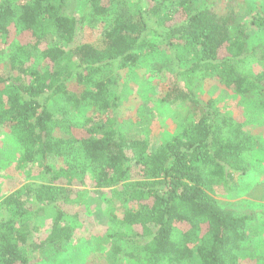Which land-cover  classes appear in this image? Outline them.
<instances>
[{
  "label": "trees",
  "instance_id": "1",
  "mask_svg": "<svg viewBox=\"0 0 264 264\" xmlns=\"http://www.w3.org/2000/svg\"><path fill=\"white\" fill-rule=\"evenodd\" d=\"M231 1L83 0L76 12L71 0H0V134L16 139L21 163L39 161L50 175L2 201L0 264H30L33 253L60 250L72 238L64 218L83 194L75 178L82 186L88 173L92 187L112 189L121 205L112 220L126 247L113 246L115 264L255 258L241 248L255 214L220 206L214 192L221 184L233 190V177L250 170L261 138L246 126L257 116L245 111L248 123L241 121L200 93L216 79L264 110V47L249 46L253 33L264 35V10L247 19ZM86 25L101 29L100 46L77 41ZM157 52L163 59L151 69L170 75L162 102L185 101L187 114L183 131L150 151L117 119V79ZM46 209L53 219L38 232Z\"/></svg>",
  "mask_w": 264,
  "mask_h": 264
},
{
  "label": "rangeland",
  "instance_id": "2",
  "mask_svg": "<svg viewBox=\"0 0 264 264\" xmlns=\"http://www.w3.org/2000/svg\"><path fill=\"white\" fill-rule=\"evenodd\" d=\"M82 1L71 0V8L78 12ZM230 5V8L238 5L247 19L264 10V0H232ZM225 10L226 4L222 2L221 11ZM101 39L100 28H89L86 25L83 35H79L77 41L100 46ZM257 45L264 47V35L261 32L253 33L249 40L250 47ZM154 58L162 60L163 53L157 52L155 56L145 54L136 67L119 71L117 79V93L120 95L117 119L124 129L144 136L150 151L180 134L187 114L185 101L172 99L162 102L169 89L170 75L165 71L151 69L156 61ZM260 67L264 68V62ZM200 93L216 99V104L222 110L230 111L241 121L248 123V119L244 117L245 111L251 115L248 117L257 116L255 124L246 126L252 134L261 138V146L252 152L250 170L233 177V190L223 184L217 185L214 197L222 207L247 210L255 214L248 240L241 244V248L246 254L254 255V259H246L249 264H264V110L257 104V99L247 104L244 101L241 103L239 96L225 90L216 79L206 82ZM92 112L93 110H85L81 115L89 116ZM20 159L18 142L5 130L0 134V219L6 217L2 201L7 195L26 184L50 181V175L44 173L39 161L21 163ZM45 164L56 168V159L49 158ZM78 181L75 178L73 188L81 189L83 194L78 203L67 208L69 214L64 218V222L74 228L72 238L60 250L50 248L33 253L30 264H115L112 248L121 243L115 238L120 228L112 217L114 213L120 216L122 209L119 200L110 188L92 187L89 173L82 186ZM53 216L51 209L40 211L35 221L37 231H48ZM125 247L123 244L120 246L121 249ZM128 249L130 250L129 247ZM127 260L124 258L121 264H141Z\"/></svg>",
  "mask_w": 264,
  "mask_h": 264
}]
</instances>
